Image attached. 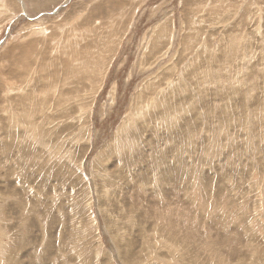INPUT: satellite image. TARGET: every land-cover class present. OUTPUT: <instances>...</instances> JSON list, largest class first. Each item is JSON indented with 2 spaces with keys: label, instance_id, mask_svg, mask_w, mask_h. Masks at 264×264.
I'll return each mask as SVG.
<instances>
[{
  "label": "rangeland",
  "instance_id": "rangeland-1",
  "mask_svg": "<svg viewBox=\"0 0 264 264\" xmlns=\"http://www.w3.org/2000/svg\"><path fill=\"white\" fill-rule=\"evenodd\" d=\"M0 13V264H264V0Z\"/></svg>",
  "mask_w": 264,
  "mask_h": 264
},
{
  "label": "bare ground",
  "instance_id": "bare-ground-1",
  "mask_svg": "<svg viewBox=\"0 0 264 264\" xmlns=\"http://www.w3.org/2000/svg\"><path fill=\"white\" fill-rule=\"evenodd\" d=\"M22 6V5H21ZM4 8V7H3ZM53 13V12H52ZM1 14V13H0ZM159 37H160V34H159ZM187 38V37H186ZM153 69V68H152ZM157 97H155V99H156ZM165 113V112H164ZM64 122V121H63ZM129 125V124H128ZM7 128V127H6ZM38 229V228H37Z\"/></svg>",
  "mask_w": 264,
  "mask_h": 264
}]
</instances>
